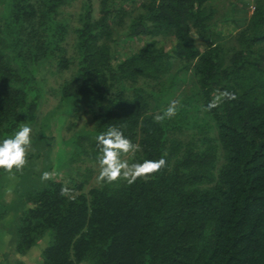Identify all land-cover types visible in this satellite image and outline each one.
<instances>
[{
    "label": "trees",
    "instance_id": "1",
    "mask_svg": "<svg viewBox=\"0 0 264 264\" xmlns=\"http://www.w3.org/2000/svg\"><path fill=\"white\" fill-rule=\"evenodd\" d=\"M77 1L0 0V142L21 123L33 133L13 169L24 188L7 224L15 252L38 247L40 264H264V0H141L128 11L135 0H100L71 25ZM51 72L71 75L60 97L47 95ZM218 89L238 99L204 111ZM69 99L94 129L69 138L68 179L41 181L52 170L44 134ZM172 101L177 114L154 122ZM109 126L139 146L129 164L165 167L147 182L97 183Z\"/></svg>",
    "mask_w": 264,
    "mask_h": 264
},
{
    "label": "rangeland",
    "instance_id": "2",
    "mask_svg": "<svg viewBox=\"0 0 264 264\" xmlns=\"http://www.w3.org/2000/svg\"><path fill=\"white\" fill-rule=\"evenodd\" d=\"M140 1L141 0H135L134 2L127 1L124 6L125 10L128 11L132 7H136L140 3ZM86 4H90L91 9L93 11L95 10L97 14L100 0H79L72 7H67L65 9V13L69 12L67 18H70L69 22L71 25L77 23L79 13ZM252 5L253 2L250 1V6ZM1 11L2 3L0 2V12ZM250 12H252L251 7ZM134 13L136 14V12ZM126 20H128V18ZM139 41L140 40H135L134 43H127L122 49V52L131 51V49L136 46L139 47ZM51 73L52 74L51 76H49L48 82L45 83L47 95L49 97H56L54 92H58V96L60 97V89L65 80L70 78L71 75L68 72ZM66 102L69 106L66 109L62 110L63 119H54L51 124V129L47 130L46 134H44V136L48 135L52 138V150L51 152L47 151L45 161L50 166H52L51 173L54 172L56 174L53 178L56 180L63 181L68 179V175L71 173V164L66 161V156L69 154V152H71L72 149V145L69 142V138L72 136L73 133L77 131H92L94 129V122L92 120V116L86 113L85 109H82L81 112L76 115H72L71 110L73 109V104L71 105V103H74L75 101L70 100ZM54 105V99H52V102L44 103L40 115L41 122L49 121L48 116L53 112L52 110L55 107ZM54 117H59V115L56 114ZM32 135L33 133H31V137ZM127 157L128 155L123 158L127 159ZM39 170V165L38 167H31L32 177H36V179H39V174H41ZM5 177L1 180L0 185V217L6 216V219L0 220V264H18L21 261H23L25 264H40L41 258L38 247H34L32 250H30V252L26 254V256H21L17 254L14 250V239L13 236L11 237L8 231L9 226H7V224L10 222V218L14 216L13 214L15 213L13 211V204L18 202L24 188L22 187L19 174H9L8 176L5 175ZM7 189H11V192H7ZM44 244V241H40L41 247Z\"/></svg>",
    "mask_w": 264,
    "mask_h": 264
},
{
    "label": "clouds",
    "instance_id": "3",
    "mask_svg": "<svg viewBox=\"0 0 264 264\" xmlns=\"http://www.w3.org/2000/svg\"><path fill=\"white\" fill-rule=\"evenodd\" d=\"M253 12V11H252ZM238 97L235 93L227 90H217L213 99L204 108V111L211 112L218 108L225 101H235ZM178 110V102L172 101L163 114H157L154 122L162 123L165 119H172ZM32 128L27 123H21L11 138L0 142V169L14 175L13 169L22 171L27 163L26 155L32 150L31 145ZM97 147L100 152L98 157L99 173L96 177L100 184H119L121 181L127 185H133L142 179L149 181L153 174L159 172L166 165L165 159L145 160L143 163L129 164L126 159L128 154L138 150V145L128 139L121 128L109 126L107 131L97 136ZM56 175L54 172H43L41 181H48ZM11 192V189H7ZM60 195L72 198V190L67 186L60 189Z\"/></svg>",
    "mask_w": 264,
    "mask_h": 264
},
{
    "label": "built area",
    "instance_id": "4",
    "mask_svg": "<svg viewBox=\"0 0 264 264\" xmlns=\"http://www.w3.org/2000/svg\"><path fill=\"white\" fill-rule=\"evenodd\" d=\"M254 9H255V8H254V5H252V6H251V10L254 11Z\"/></svg>",
    "mask_w": 264,
    "mask_h": 264
}]
</instances>
